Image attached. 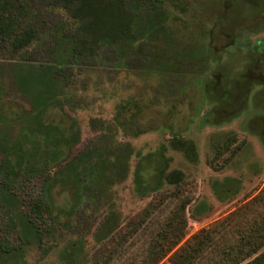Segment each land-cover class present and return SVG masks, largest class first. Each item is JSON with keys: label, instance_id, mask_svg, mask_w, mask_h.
Returning a JSON list of instances; mask_svg holds the SVG:
<instances>
[{"label": "rangeland", "instance_id": "1", "mask_svg": "<svg viewBox=\"0 0 264 264\" xmlns=\"http://www.w3.org/2000/svg\"><path fill=\"white\" fill-rule=\"evenodd\" d=\"M224 2L160 0L153 33L133 42L144 59L96 68L77 59L57 75L43 47L78 21L51 0H8L15 27L33 28L35 38L20 51L0 49V163L19 154L23 181L0 184V240L8 219L13 228V252L0 264H69L60 251L72 242L73 264H94L132 231L124 247L141 255L154 221L183 204L186 232L157 264L208 234L211 248L192 264H229L226 254L253 223L264 232V0ZM149 152L168 157L163 175L177 169L183 180L138 192L134 171ZM42 192L56 211L76 202L73 214L58 213L45 254L31 237L18 239L29 200ZM161 200L168 203L157 209ZM111 215V234L97 240ZM249 253L238 247V264Z\"/></svg>", "mask_w": 264, "mask_h": 264}, {"label": "trees", "instance_id": "2", "mask_svg": "<svg viewBox=\"0 0 264 264\" xmlns=\"http://www.w3.org/2000/svg\"><path fill=\"white\" fill-rule=\"evenodd\" d=\"M51 2L67 9L70 15L78 21L73 31L64 32L57 29L51 36V42L43 47V54L49 58L48 61L57 75L61 74L67 66L75 63L77 59L81 60L79 65L89 68H96L97 62H104L105 66L113 63L126 67L134 60H140L141 57L144 59V54L137 50L133 42L146 30L149 31L147 27H153L162 13L160 0H51ZM8 4V0H0V49L16 52L27 48L33 42L35 31L33 28L15 27L11 21L13 14L9 13ZM153 31L154 29L150 30V33ZM138 55L140 56L136 58ZM149 60L147 57V61ZM173 145L178 147V143ZM190 150L193 154L195 153L193 144ZM19 158V154L13 153L6 156V159L0 163V184L5 189H13L11 186L15 182L23 183L20 180ZM143 162H147V167ZM167 163L168 157L163 153L159 157L157 152H149L141 157L134 171L137 191H155L162 181L170 184L181 182L183 175L180 170L173 169L163 175L164 171L161 169ZM219 190L220 188L214 185V191L219 192ZM45 195L42 192L29 200L28 212L24 214V232L19 233L18 237L20 241L28 240V236L38 241V246L44 254L49 249V246L44 245V240H50L58 213L63 210L71 215L76 206V202L72 201L65 203L56 211L54 202L51 199L47 201ZM165 203L168 202L161 200L155 206L157 209H162ZM178 204L181 205V203ZM154 212V206L146 209L144 218H153ZM112 218V215L110 220L106 218L100 226L95 235L97 240L107 238L111 234L112 227L109 222H114ZM163 220L162 223L154 221L155 228L150 231L143 254L127 252V248L124 247L129 240L136 237L137 231L134 233L132 231L130 234L125 233L119 244L111 241L110 245L102 250L100 259L94 264H157L179 243L186 232L184 204L178 208H172ZM145 221H140L139 226H142V222L145 223ZM9 222L11 219H8L4 236L0 240V254L5 256L13 252V245L9 244V237H7V234L13 230ZM251 226L240 236L237 248L232 247L226 254L225 263L238 264L240 262L238 261V247L250 252L248 254L250 257L242 264L264 263V249H262L264 232L255 223ZM211 239L212 236L208 234L207 237L202 238L203 241L198 239L190 241L176 250L174 253L178 255L171 256L166 264H192L211 248L213 242ZM78 248L79 243H70L60 251L61 258L73 264ZM5 264H9V260Z\"/></svg>", "mask_w": 264, "mask_h": 264}, {"label": "flooded vegetation", "instance_id": "3", "mask_svg": "<svg viewBox=\"0 0 264 264\" xmlns=\"http://www.w3.org/2000/svg\"><path fill=\"white\" fill-rule=\"evenodd\" d=\"M227 2H228V0H225V2L223 3V6H224L226 9H227V7L230 6ZM228 5H229V6H228ZM226 11H227V10H226ZM226 11H225V12H226ZM223 36H224V38H225L226 40H227V38H228V39H231V37H232V35H227V33H226V34L224 33ZM209 40H210V42L213 41V37L210 36V37H209ZM262 81H264V79H262ZM263 83H264V82H263Z\"/></svg>", "mask_w": 264, "mask_h": 264}]
</instances>
